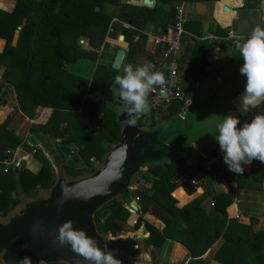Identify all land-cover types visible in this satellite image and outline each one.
Segmentation results:
<instances>
[{
    "label": "trees",
    "instance_id": "obj_1",
    "mask_svg": "<svg viewBox=\"0 0 264 264\" xmlns=\"http://www.w3.org/2000/svg\"><path fill=\"white\" fill-rule=\"evenodd\" d=\"M11 1L14 2L11 13L0 11V40L5 42L0 53V67L4 65L6 68L3 83L13 89L17 103L14 114L20 112L34 121L37 109L41 108L48 115L43 122L34 121L27 142L8 130L11 118L0 125V217H5L21 197L35 196L51 187L54 175L49 153H57L62 159L63 155L69 156L76 166L82 168L84 164L89 167L93 164L92 159L101 162L110 148L118 143L121 129L114 107H121L120 102L116 99V104L106 106L101 98L111 93L114 77L122 75L137 58L149 62L155 60L144 51L146 37L140 30L146 20L150 19L164 33L176 23V7L170 6L169 11L163 13L164 4L216 0H154L156 6L149 10L123 8L122 0ZM109 7L120 8L119 20L137 30L112 23L107 14ZM17 32V43L12 46ZM120 35L128 43L127 59L120 72L111 66H98L93 78L86 80L64 69L66 65L81 60L97 59V51L85 49L79 41L85 40L91 48L98 50L106 37L117 39ZM135 38H138L137 42H134ZM98 71L104 72L103 84L96 81ZM5 86L0 85V106ZM179 90H182L181 85ZM181 109V102H173L166 109L151 111L146 122L140 115L137 125L159 127L177 116ZM18 147L34 151L42 164L37 175L17 169L4 172V163L12 158L7 150ZM76 149L84 162L74 156ZM217 155L218 152H213L208 158ZM200 169V166H189L182 159L149 166L139 177L147 175L152 178L150 190L136 189L131 203L121 200L106 206L97 215V231L108 237L141 234L152 262L155 255L149 252V248L157 252L166 242H171L187 252L192 261L190 264H203L198 261L222 240L223 244L215 255L218 263L264 264V228L254 229L253 219H249V224L239 222V217L231 212V193H215L210 176L202 174ZM65 170L70 175L68 167L65 166ZM263 177L264 163L253 161L251 180L245 185L260 188ZM193 181L196 185L191 184ZM235 181L238 186L242 185L239 178ZM39 185L41 189H38ZM201 187L205 190L199 195L196 189ZM13 193L15 198H9ZM146 215L162 223L163 229L158 230L145 221ZM131 216L136 220L132 232H128L126 227Z\"/></svg>",
    "mask_w": 264,
    "mask_h": 264
},
{
    "label": "water",
    "instance_id": "obj_2",
    "mask_svg": "<svg viewBox=\"0 0 264 264\" xmlns=\"http://www.w3.org/2000/svg\"><path fill=\"white\" fill-rule=\"evenodd\" d=\"M236 26L241 37H247L256 27L264 28L260 11L238 10ZM126 59L127 51L119 49L111 68L120 72ZM242 92L230 106L244 121L260 109L243 112ZM101 100L106 106L116 104L112 93ZM120 108L114 107L121 129L119 141L92 172L68 175L59 156L54 155L49 160L54 175L51 187L33 197H21L5 217H0V264H17L25 256L31 257L32 264H40L41 260L44 264H76L78 260L79 264H88L70 246H61L56 240L57 229L69 220L74 228L94 238L99 247L107 244L108 249L117 250L115 258L120 264H153L141 234L103 235L97 231V215L119 199L131 203L134 180L149 166L166 165L180 157L185 144L190 143L187 133L197 115L186 117L183 123L178 118L167 125L150 128L137 123L130 126Z\"/></svg>",
    "mask_w": 264,
    "mask_h": 264
},
{
    "label": "crops",
    "instance_id": "obj_3",
    "mask_svg": "<svg viewBox=\"0 0 264 264\" xmlns=\"http://www.w3.org/2000/svg\"><path fill=\"white\" fill-rule=\"evenodd\" d=\"M121 6L123 8L149 10L156 6V2L154 0H122ZM170 6H175L176 10L180 11L179 17L184 26H187V28H184L185 38L183 47L179 52L180 79L181 81H185V88H187L190 93V111L193 110L200 113L196 120L192 122V129L187 133V137L190 142L204 145V148L200 147L198 151L202 153L203 150H206L205 158H208L213 151L218 152L215 158L211 157L208 159L210 163H212V165L214 164L218 169V174L223 177L221 178L223 180H219L221 182L215 184L217 185L216 187L213 184V191L218 194L224 193L225 189H227L233 197V206L231 207L232 214L238 216L239 222L244 224H249V219L260 221V224L263 225L259 229H256L260 230L264 228V177L260 188L247 187L245 184L251 180V164L243 166L245 167V171L242 175L230 173L227 166L223 163L222 154L213 135L215 134L216 125L223 120L224 116L228 115L227 106H229L230 102L243 91L244 77L239 73L242 58L239 55V51L235 48V44L245 37H241L237 33L236 12L241 9L258 10L264 22V0H216L210 2L181 3L174 1L171 2V4H164L162 6L161 10L163 13H167ZM13 8V1L0 0V11L11 13ZM225 9H228V12H226ZM107 14L111 17L112 23L117 22L125 28L137 30V28L119 20L120 8L109 7L107 8ZM152 20L155 19L153 18ZM169 29L170 28H167L166 30L169 31ZM158 31H160V29L157 28L150 19L146 20L143 24V28L140 30L146 37L144 51L149 56L150 53L154 51L156 52V56H159L158 51H156L153 46V39L158 34ZM167 31H165V33ZM204 33H206V36H204ZM17 39L18 35L16 34L12 41V46L16 45ZM82 41V46L85 49L97 51V59L94 60V62H91V60H81L76 64L66 65L64 69L69 74L82 79L85 78L86 80L87 78L89 80L92 79L93 77L91 78V76L95 75L97 67L103 65L104 61H110L114 57V53H116L117 49L128 51V43L125 41L123 35H120L117 39L106 37L104 43L98 50L91 48L85 40ZM0 42H2L0 53H2L5 42L3 40H0ZM120 43H122V45H120ZM199 44L205 45V53H196L193 50V48ZM146 61L149 62L145 58L140 57L137 58L135 63L131 66H133V68L142 66ZM5 69L4 65L0 67L2 74ZM2 92H5V96L3 97L2 108L0 110V125L5 123L8 118H11L8 117V113L12 108L17 106L12 88L5 90L3 88ZM109 94L110 93L104 97L107 98ZM7 97L15 101V105L11 108L8 107L9 101ZM42 110L43 109L38 108L36 113H40ZM3 115L5 116L2 117ZM25 119L26 121L30 120L28 118ZM147 119L148 117L145 118V122ZM194 154H197V152ZM195 156H198V160L201 162L206 161L201 159L199 153ZM63 157L65 166L74 168L73 165H71V160L68 159L70 157L64 155ZM192 162L193 161L189 160L188 164L191 167H195ZM201 171L200 169V172ZM228 176H230V178H228ZM237 178H239L242 184L241 186L236 184L235 179ZM204 190V187L198 188L196 189V193L201 195ZM156 222L159 223L163 229V224L159 221ZM222 244L223 241L219 240L198 263L218 264L216 261H211L209 256L212 254L215 258V254ZM166 245H173L176 250L177 248L182 250L181 254L184 264H190L192 262L190 258H188L187 252L180 245L171 242H167Z\"/></svg>",
    "mask_w": 264,
    "mask_h": 264
},
{
    "label": "clouds",
    "instance_id": "obj_4",
    "mask_svg": "<svg viewBox=\"0 0 264 264\" xmlns=\"http://www.w3.org/2000/svg\"><path fill=\"white\" fill-rule=\"evenodd\" d=\"M235 48L242 58L239 73L244 77L241 110L247 113L261 109L264 105V28L256 27L250 35L238 41ZM168 83L164 74L154 70V65L146 61L135 68L129 65L122 75L115 76L111 93L113 99L120 102L121 112L127 115V123L134 126L140 115L149 110V92L155 86H166ZM213 136L229 172L242 175L245 171L243 166L253 161L264 163V109L255 112L246 121L235 114L224 116L216 125ZM62 204L63 201L60 202ZM56 240L61 246H70L88 264H120L115 258L117 250L108 249L107 244L99 247L94 238L84 230L74 228L70 220L59 226ZM17 264H32L31 257L25 256ZM40 264L44 261L41 260Z\"/></svg>",
    "mask_w": 264,
    "mask_h": 264
},
{
    "label": "rangeland",
    "instance_id": "obj_5",
    "mask_svg": "<svg viewBox=\"0 0 264 264\" xmlns=\"http://www.w3.org/2000/svg\"><path fill=\"white\" fill-rule=\"evenodd\" d=\"M204 36H206V33H204ZM13 39H14V37H13ZM80 42H82V43H80ZM79 44L82 46L83 45V41H79ZM193 50L196 53H205L206 47H205L204 44L203 45L202 44H199V45H196L193 48ZM88 61H90V60H88ZM91 62H94V61L91 60ZM111 65H112V61H104L103 65H101V66L102 67H105V68H109ZM96 75L98 76V78H96V81L98 83H100V84H103L104 83V79H103L104 72L98 71ZM2 76H3L2 71H0V85L1 84H5L6 85L4 87V90L5 89H8V88L11 89V86L9 84L3 83ZM92 77H93V75L91 76V78ZM87 80H89V79L87 78ZM93 95H94V93H93ZM4 96H5V92H2V100H3V97ZM99 96H101V94H99ZM7 99L9 101V105H8L9 108H11L12 106L15 105V101L13 99H9V97H7ZM1 108H2V105L0 106V110H1ZM16 108H17V106L15 108H12V110L8 113V117H11V120H10V122L8 124V130L12 131L14 133V135L16 137L22 139L23 142H27V139L26 138H27V135L30 133L31 126L33 124H30L28 121H26V119H25L26 117L24 115H22L20 112L18 114H14ZM35 114H36V116H35L36 119L34 121H36L38 123L40 121L43 122L44 119L48 115L47 112H45L43 110L40 113L37 112ZM4 116L5 115H3L2 117H4ZM195 127H196V125H195ZM106 145H108V144H106ZM18 148H21V150L16 155V160H15L14 165L13 166H9V167H7V166L4 165V172H5V170H7V171L8 170L14 171V170L17 169V170H25V171L29 172L32 175H37L38 172L41 169L42 164H41L40 160H38L37 157L35 156L34 151H32V150L30 151V150H27L26 148H22V147H18ZM15 151H16V149L15 150H9L8 149L7 150V154L10 153L11 154V157H12L14 155ZM73 154H74L75 157H77L80 160L81 163L84 162L83 157L80 154V151L78 149L74 150L73 151ZM68 159L71 160L72 163L71 162L70 163L74 167V168H69L68 167V170H69V174L70 175L76 174V173L88 174V173H90V169H93L94 170V168L99 163V162H96L95 161L96 159H92L91 162L93 164H91V166L86 167V166H84V164H82L83 166L81 168L80 166H76L73 163L71 157L68 158ZM208 159H210V158H205L203 160H206V161L201 162L200 160H198V157H196L194 159L195 162H192V163H193V165H195V167H199L200 166L201 167V170H202L201 172L203 174L207 172V171H205L206 169H210L207 172V175L210 176L211 180L214 182L213 184L215 185V184L221 182L219 180H223V179H221L223 177L220 174H218V172H217L218 169L214 166V164L212 165V163H210V160H208ZM211 160H213V159H211ZM184 162L186 164H188V161H184ZM73 171H75V172H73ZM232 174H234V173H232ZM233 177H235V176H233ZM228 178H230V176H228ZM152 182H153V180H152V178L150 176H147V175H144L143 176L142 175L141 177L136 178L134 180L133 191L136 190V189H139V188L140 189L142 188V189H145V190H150L149 188L151 187ZM216 186L217 185H215V187ZM38 189H41V185L38 186ZM224 193H230V192H228V190L225 189ZM30 194H33V193H30ZM31 197H33V196H31ZM9 198L14 199L15 198V193L11 194L9 196ZM118 201H121V200L119 199ZM148 216L149 215H146L144 217V220L147 221L148 223H150L156 229L161 230L162 228H161L160 224L157 223L152 217H150V216L148 217ZM135 220H136V218L133 217V216H131L129 218V220L127 222V227H126V230L128 232H132V229L131 228H132L133 222ZM100 221L101 222H104V219H100ZM262 225L263 224H260V221L252 220V226H253L254 229H259ZM166 243L157 252L155 250H153L152 248H149V252H151V253H153L155 255V261L153 262V264H184V260H182V257L183 256L181 254V251L182 250H180L179 248H177V250H176V248L173 245L167 246ZM209 259L211 261H216L215 258H214V255H212V254L209 256ZM218 264H220V263H218Z\"/></svg>",
    "mask_w": 264,
    "mask_h": 264
},
{
    "label": "built area",
    "instance_id": "obj_6",
    "mask_svg": "<svg viewBox=\"0 0 264 264\" xmlns=\"http://www.w3.org/2000/svg\"><path fill=\"white\" fill-rule=\"evenodd\" d=\"M179 14L180 11L176 10V23L169 29V31H167L166 33L158 31V34L153 39V46L156 51H158L159 56H156L155 51L151 52L150 55L155 57V60L150 61V63L154 65V70L161 71L164 74L166 80L169 81V83L166 86H155L149 92L147 96L149 110L145 113H142V116H144L145 118L149 116V113L151 111L166 109L173 102H182L184 98L183 91L179 90L181 85L179 72V52L183 47L185 31L184 24L180 19ZM108 32L110 33L111 30H109ZM137 41L138 38H135L134 42ZM262 109H264V107ZM260 110H257L255 112H258ZM254 113L250 115L246 120L251 119ZM28 122L30 124L34 123V121L32 120H28ZM20 150L21 148H17L11 160L5 162L4 165L7 167L13 166L16 160V155ZM8 155L11 154L9 153ZM209 170L210 169H206L205 171L208 172ZM5 172H7V170H5ZM207 172L204 174H207ZM191 184L196 185L194 181Z\"/></svg>",
    "mask_w": 264,
    "mask_h": 264
},
{
    "label": "flooded vegetation",
    "instance_id": "obj_7",
    "mask_svg": "<svg viewBox=\"0 0 264 264\" xmlns=\"http://www.w3.org/2000/svg\"><path fill=\"white\" fill-rule=\"evenodd\" d=\"M205 72V71H204ZM206 74V73H205ZM181 86H182V91H183V93H184V98H183V101L181 102L182 103V109L180 110V112L178 113V115L177 116H175L174 118H172L170 121H168V122H166V123H164L163 125H161V126H164V125H167L168 123H170V122H172V121H174L175 119H178V118H182V123H183V120L186 118V117H190V116H193V118H194V114H196L197 115V117H198V115H200V113L199 112H197V111H193V110H191L190 111V109H189V107H190V100H189V91H188V89L187 88H185V86H186V83H185V81H181ZM196 89V88H195ZM227 108H228V114H235L236 115V112H235V110L230 106V104H229V106H227ZM160 127V126H159ZM204 148V145L203 144H197L196 142H190V143H188V144H185V147H184V149L182 150V155L180 156V157H177L175 160H178V159H182V160H187V161H189V160H191V161H193V162H195V158L196 157H198V156H195V155H198V153L200 154V156H201V159L203 160V159H205V156H206V150H203V152L202 153H200L198 150H199V148ZM197 152V154H194V153H196ZM213 152H215V151H213ZM174 160V161H175Z\"/></svg>",
    "mask_w": 264,
    "mask_h": 264
},
{
    "label": "bare ground",
    "instance_id": "obj_8",
    "mask_svg": "<svg viewBox=\"0 0 264 264\" xmlns=\"http://www.w3.org/2000/svg\"><path fill=\"white\" fill-rule=\"evenodd\" d=\"M54 155L59 156L60 161H61V165H62V167L65 169L64 161H63L62 157H61L59 154H57V153H49V154H48V159L50 160V158H51L52 156H54ZM65 171H66V170H65ZM66 173H67V172H66Z\"/></svg>",
    "mask_w": 264,
    "mask_h": 264
}]
</instances>
